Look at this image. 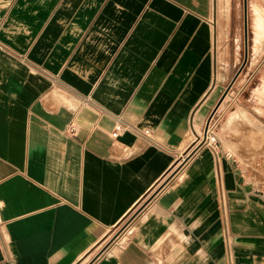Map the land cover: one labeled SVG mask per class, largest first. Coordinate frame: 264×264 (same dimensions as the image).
<instances>
[{"label": "crops", "instance_id": "obj_1", "mask_svg": "<svg viewBox=\"0 0 264 264\" xmlns=\"http://www.w3.org/2000/svg\"><path fill=\"white\" fill-rule=\"evenodd\" d=\"M228 3L0 0V264H264L263 178L186 151L234 78Z\"/></svg>", "mask_w": 264, "mask_h": 264}, {"label": "rangeland", "instance_id": "obj_2", "mask_svg": "<svg viewBox=\"0 0 264 264\" xmlns=\"http://www.w3.org/2000/svg\"><path fill=\"white\" fill-rule=\"evenodd\" d=\"M253 3L264 7V0H247L248 55L244 63V0H229L228 5L231 6V14L238 20V28L237 40L231 39L227 57L231 66H234L233 75L237 76L218 107L213 110L211 141L204 143V126L195 136L190 135L193 142L186 151L191 148H210L214 153L230 157L235 164L243 165L250 177L264 180V39L257 41L255 37ZM238 111H243L249 121L238 115L235 125L225 126L228 119L238 114ZM183 156L176 162L178 165L184 159ZM176 165L167 172L165 178L175 171Z\"/></svg>", "mask_w": 264, "mask_h": 264}, {"label": "bare ground", "instance_id": "obj_3", "mask_svg": "<svg viewBox=\"0 0 264 264\" xmlns=\"http://www.w3.org/2000/svg\"><path fill=\"white\" fill-rule=\"evenodd\" d=\"M252 9H253V12L255 15V16H253L254 17L255 37H256L257 41L258 40L262 41L264 39V7L258 3H253ZM263 91H264V88H263ZM237 116L238 115L235 114L232 117H230L226 123V126H230L231 124L235 125L237 123V119H235V118H238ZM239 116H241V117L245 116L243 111H239ZM187 155L188 154H185L183 156V158L185 159ZM183 160H181V161H183Z\"/></svg>", "mask_w": 264, "mask_h": 264}, {"label": "built area", "instance_id": "obj_4", "mask_svg": "<svg viewBox=\"0 0 264 264\" xmlns=\"http://www.w3.org/2000/svg\"><path fill=\"white\" fill-rule=\"evenodd\" d=\"M212 118H213V112L209 115V117L206 120L205 129H204V132H205L204 143L205 144L206 143L208 144V142L211 141L212 130H211L210 122ZM124 129H125V125L123 124L122 121L118 120L113 126V129L111 131V137L114 139L117 138L124 131ZM76 131H77V128L75 124H69L66 128L67 134L72 135V136L76 134ZM144 133L148 134V130H144ZM262 194L264 196V191L262 192Z\"/></svg>", "mask_w": 264, "mask_h": 264}, {"label": "water", "instance_id": "obj_5", "mask_svg": "<svg viewBox=\"0 0 264 264\" xmlns=\"http://www.w3.org/2000/svg\"><path fill=\"white\" fill-rule=\"evenodd\" d=\"M244 35H245V57H244V63L247 60V55H248V47H247V0H244ZM237 76V75H236ZM236 76L232 79L231 83L234 82ZM231 86V84L228 86V88ZM228 88L224 91L222 94L221 98L219 99L217 105L215 106L214 110L218 107L222 99L224 98Z\"/></svg>", "mask_w": 264, "mask_h": 264}]
</instances>
